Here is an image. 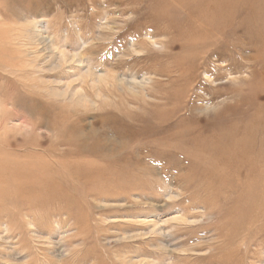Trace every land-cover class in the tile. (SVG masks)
I'll use <instances>...</instances> for the list:
<instances>
[{
	"label": "rangeland",
	"instance_id": "1",
	"mask_svg": "<svg viewBox=\"0 0 264 264\" xmlns=\"http://www.w3.org/2000/svg\"><path fill=\"white\" fill-rule=\"evenodd\" d=\"M161 1L0 0V111H11L4 136L26 145L8 149L32 151L49 162L55 159L43 150H76L74 133L68 135L62 127L60 133L50 131L41 124L29 127L22 118L34 123L41 118L47 124L63 114V123L86 136L114 137L117 120L141 129L139 118L151 119L156 107L163 106L162 96L182 100L164 107H181L178 120L189 117L195 103L196 116L210 122L212 116L233 114H216L238 98L225 89L264 93V74L259 82L254 77L259 60L238 72L226 67L216 71L226 62H216L214 56L207 73L188 69L196 75L186 89L185 69L170 64L180 40L173 24L184 6L164 0L163 12L147 7ZM258 47L251 45L247 54ZM202 81L218 96L210 100L200 89ZM244 110L254 114V107ZM106 114L110 116L102 120ZM153 158H145L150 173L114 177L124 178L119 184L104 185L97 177H60L64 193L45 188L41 196L20 205L0 202V264H264V233L258 232L264 217L240 222L257 208L234 198L238 188L207 189L198 178L188 186L179 180L185 172L175 174L174 165H167L161 173ZM52 165L59 168L61 162L56 159ZM75 169L68 171L83 174ZM206 174L198 172L197 177ZM18 190L23 197L29 193L24 187Z\"/></svg>",
	"mask_w": 264,
	"mask_h": 264
},
{
	"label": "bare ground",
	"instance_id": "2",
	"mask_svg": "<svg viewBox=\"0 0 264 264\" xmlns=\"http://www.w3.org/2000/svg\"><path fill=\"white\" fill-rule=\"evenodd\" d=\"M178 1L184 6L180 19L173 24L180 38L177 41L179 52L170 58V64L176 70L185 69L186 89L191 85L192 77L196 75L193 70L188 69L203 70L207 73L211 69L210 59L213 56L216 62H226L221 67H215L216 71L226 67L238 72L249 61L259 60L260 64L254 72V77L256 82L260 81L264 74L261 53V48L264 47V0ZM147 7L150 11L163 8V12L167 3L162 0L153 7ZM232 22L237 23L236 28L231 27ZM253 44L259 47L249 55L248 47ZM177 45L174 43L172 46ZM241 58H245V62L240 61ZM165 72L167 75L168 71ZM133 81L129 83L135 84ZM200 86L203 93L209 95L210 100L218 96V91L210 90L204 81ZM228 92L238 95V98L231 105L222 106L216 113L221 115L233 111V114L229 113L227 117L212 116L213 121L208 122L204 115L196 116V105L192 103L190 116L178 120L181 107L174 106L171 109L164 107L182 100L178 96L166 95L161 98L163 106L156 107L151 119L139 118L144 122L141 129H136L127 120H117L115 128L119 130L114 132V137H108L106 133L100 135L91 133L86 136L78 127L63 123L61 120L63 114L59 115L58 121L53 123L49 119L47 124L41 118L36 123L22 118V123L29 127L41 124L50 131L53 129L60 133L66 129L68 135L74 133L78 136L73 137L77 142L70 137L76 143L74 144L76 150H67L65 147L54 148V152L43 150L47 157L52 156L58 163L61 162L59 168L52 165L55 160L49 162L40 158L42 155H36L32 151L21 153L15 149H8L14 146L11 144L21 147L26 145L4 136L6 120L11 119L9 116L11 111L4 109L0 111V202L20 205L21 202H28L41 196L45 188L64 193L66 189L60 184V177L63 180L69 176L97 177L101 179L98 183L104 185L119 184L124 178L114 180V177L135 172L143 175L150 173L152 168L145 164V158L153 155V161L161 173L167 165H174L177 171H173L175 174L185 172L179 175V180L186 181L185 184L188 186H192L188 183L190 180L198 178L207 189L212 185L216 189L227 186L238 188L240 193L234 198L249 209L257 208L255 214L243 217L240 222L249 217L251 221L256 217H264V93L253 89L252 93L245 94L246 92H242L239 87L224 90V93ZM6 100L7 98H4V102ZM244 106L254 107V114L249 115ZM12 115L16 116L15 112H12ZM108 116L110 114L100 118L105 120ZM200 119L205 120L199 122ZM65 136L68 139L66 134ZM52 145L53 143L49 145L50 148ZM68 157L75 160L74 164L68 163ZM35 160L38 161L34 162ZM76 166L78 167L75 169ZM69 169L81 171L83 174L78 175L75 171L69 173ZM198 172L208 174L197 177ZM243 176L247 177V180L239 181V177ZM23 187L29 192L24 197L18 190ZM258 232L264 233V223Z\"/></svg>",
	"mask_w": 264,
	"mask_h": 264
}]
</instances>
